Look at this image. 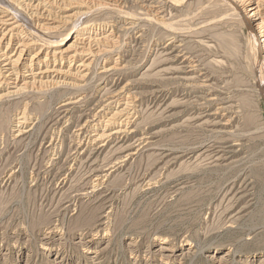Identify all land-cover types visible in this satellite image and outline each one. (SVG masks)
Instances as JSON below:
<instances>
[{
    "label": "rangeland",
    "instance_id": "1",
    "mask_svg": "<svg viewBox=\"0 0 264 264\" xmlns=\"http://www.w3.org/2000/svg\"><path fill=\"white\" fill-rule=\"evenodd\" d=\"M16 1L9 4L21 19L18 32L31 36L36 21L29 19L25 0ZM78 1L49 3L45 9L60 17L87 11L47 35L63 40L64 49L74 42L76 29L92 30L82 36L97 47L82 85L70 86L74 79L62 75L66 82L55 89L43 86L0 98V264H161L163 245L174 249L166 254L184 252L174 264H259L264 258V73L250 52V28L214 1H174L164 24L148 6L168 7L161 0H117L109 8ZM99 37L108 42L96 45L93 39ZM1 62L0 52V93L7 85ZM104 64L112 68L103 71ZM69 65L64 68L75 70ZM192 65L193 75L185 72ZM70 99L76 102L61 106ZM220 106L224 110L209 114ZM107 124L126 133L92 141L94 131ZM143 137L147 145L134 147ZM117 157L124 161L99 202L81 197L67 203L97 183L98 168ZM87 245L93 246L91 253L85 252Z\"/></svg>",
    "mask_w": 264,
    "mask_h": 264
},
{
    "label": "bare ground",
    "instance_id": "2",
    "mask_svg": "<svg viewBox=\"0 0 264 264\" xmlns=\"http://www.w3.org/2000/svg\"><path fill=\"white\" fill-rule=\"evenodd\" d=\"M6 4H4V6H0V46L2 47L0 50L1 52V58H2V82L3 84H7L5 86L6 90L2 91L0 93V98H6V97H14L17 98L18 96H22L23 93L25 92H29V94L37 89V88H43V86L46 87H54L57 88V86L62 85V83L65 84L64 80H60V78L58 76H62V75H69L71 76L74 80H72L71 82H69L70 86H81L82 82L84 80V78L87 75V72H84L86 70V67L88 68V66L91 65V57L92 55L95 53V49L97 47H95V49L93 47H91L93 44H91V42L88 40H84V37H82L83 35L92 32V30L89 29L88 26H85L82 29H76L75 32V39L74 42L69 45L67 48H61V45L64 44V41L61 39L60 40H53L50 39L51 35L49 36L50 38L47 37V35H49V33L54 32L56 29L60 28L61 23H67L68 22H72L73 20H75V17L80 14H84L87 13V11H82V10H78L77 12H73L70 14H67L65 17L61 15H56V13H52L51 10H47L45 9L46 6L51 3V4H60V2L62 0H25L24 4L21 3L20 5H25L26 8L30 7L29 10L30 12L28 13V17L30 20L32 21H36V26L34 31H32L30 34L31 36H25L23 37L19 32H18V28H20V26L22 25L21 23V19L18 18V15L15 14L16 13V8H12L11 7V3L9 4V0L6 1ZM16 1V0H15ZM79 1H86V0H79ZM78 1V2H79ZM93 3H105V5H115L114 3L117 2V0H90ZM88 0V2H90ZM119 1V0H118ZM147 1V0H143ZM155 1V0H153ZM163 1V3L165 5H167L169 7H172L173 4H176V2L183 1L187 4L192 3L191 1L195 2V3H203L204 0H161ZM176 1V2H174ZM190 1V2H188ZM206 1V0H205ZM208 2L210 1H214V6L215 5H220L223 7H228L229 11H233L231 12L232 15H239L241 18V20L244 21V23L247 25V27L250 28V32H251V40H248L250 44V52L253 53L252 56H254V60H255V65L256 66H260L262 68V73H264V38L262 40L259 41L258 37L260 34L264 35V0H207ZM8 2V3H7ZM17 2V1H16ZM70 2V1H69ZM81 2V4L83 3ZM142 2V1H141ZM142 2V3H143ZM152 2V0H151ZM13 3V2H12ZM62 3V2H61ZM65 3V2H64ZM63 3V4H64ZM75 3V2H72ZM154 3V2H153ZM179 3V2H178ZM3 4V3H1ZM8 4V5H7ZM67 4V3H66ZM80 4V3H78ZM80 4V5H81ZM120 4V3H118ZM116 4V5H118ZM163 4V6H164ZM74 5V4H73ZM76 5V3H75ZM103 5V4H102ZM101 5V7H103ZM204 8L207 10H204L205 12H208V5L204 4ZM58 6V5H57ZM89 6V5H88ZM154 9H151L152 12L155 11L154 14H152L153 16H156L157 21L159 22H163L162 24H164V20H166V16L170 15L172 16L171 12H172V8H168L165 6V8L160 9V8H155L157 6H153V5H148ZM159 6V5H158ZM162 6V7H163ZM211 6V5H210ZM68 7V6H67ZM105 7V6H104ZM108 7V6H107ZM112 7V6H110ZM116 7V6H115ZM122 7V6H121ZM18 8V7H17ZM20 8V7H19ZM25 10L27 11L28 9ZM109 8V7H108ZM168 8V10L166 9ZM212 8V7H211ZM214 8V7H213ZM66 9V8H65ZM95 9V8H94ZM111 9V8H110ZM210 9V8H209ZM150 10V9H149ZM213 10V9H211ZM215 10V8H214ZM20 11V10H18ZM55 11V10H54ZM105 11V10H104ZM215 12V11H214ZM218 12V11H217ZM90 13V12H88ZM96 13V12H94ZM103 13V12H101ZM216 13V12H215ZM230 13V12H229ZM230 13V15H231ZM64 14V13H63ZM125 14V13H124ZM217 14V13H216ZM207 15V14H206ZM212 15V14H211ZM226 15V14H225ZM84 16V15H83ZM210 16V15H209ZM208 16V17H209ZM213 16V15H212ZM80 17V16H79ZM223 17V16H221ZM235 17V16H234ZM173 18V17H172ZM83 19V18H82ZM219 19V18H217ZM213 21V20H212ZM237 21V20H236ZM34 23V22H33ZM71 24V23H70ZM35 25V24H33ZM38 25V27H37ZM112 25V24H111ZM24 27V26H23ZM174 28V26H173ZM172 28V29H173ZM16 29V31H15ZM23 29V28H22ZM175 29V28H174ZM185 29V28H183ZM20 30V29H19ZM73 30V29H72ZM168 30L171 31L170 28H168ZM22 31V30H21ZM101 31V30H100ZM174 31V30H173ZM188 31V30H187ZM85 33V34H84ZM54 33H52L53 35ZM68 35V34H67ZM69 37V35H68ZM108 37V36H107ZM250 37V38H251ZM62 38V36L60 37ZM64 38V36H63ZM106 38V37H105ZM249 38V39H250ZM16 41V45H13V42ZM94 43L96 45H99L100 43H107V39H104L102 37L99 38H95L93 39ZM6 43V44H4ZM114 43V42H113ZM224 43V42H223ZM4 46H3V45ZM91 44V45H90ZM37 45V46H36ZM39 45V47H38ZM104 45V44H103ZM117 45V44H116ZM100 46V45H99ZM98 46V51H102L104 50L103 47L100 48ZM37 47L36 51H34L33 53L31 52V50ZM177 47V46H176ZM69 50H72V52H70ZM94 53L91 54L92 51ZM111 50V49H110ZM74 51V53H73ZM109 51V50H108ZM97 52V51H96ZM104 53V52H103ZM96 54V53H95ZM94 54V55H95ZM177 55V54H176ZM97 56V55H96ZM101 56V55H100ZM177 57V56H176ZM78 58H80L79 60H77ZM101 58V57H100ZM251 58V59H252ZM94 59V58H93ZM252 59V60H253ZM77 61L78 64H77ZM90 60V61H89ZM99 60V59H98ZM66 62L70 63L71 65H69L70 67L73 66L75 68V70L68 68L65 69L64 66L66 64ZM96 62V61H95ZM98 64V63H97ZM94 65V64H93ZM115 65V64H114ZM113 65V66H114ZM97 67V66H96ZM115 67V66H114ZM119 67V66H118ZM188 70L185 71L186 73H190V74H194L195 72V66H187ZM112 68L109 67L108 65L104 64L103 65V71H108ZM120 68V67H119ZM124 68V67H123ZM177 68V67H176ZM1 69V68H0ZM115 68H113L114 71ZM179 69V66H178ZM112 72V71H111ZM110 72V73H111ZM104 73V72H103ZM174 73V72H173ZM204 73V72H203ZM102 74V73H100ZM197 75V74H196ZM201 75V74H200ZM206 75V74H205ZM204 75V76H205ZM264 75V74H263ZM1 76V74H0ZM189 78H198L197 76H188ZM183 79V78H182ZM188 79V78H186ZM201 79V78H200ZM190 80V79H189ZM204 80V78H203ZM209 80V79H208ZM207 80V81H208ZM206 81V80H205ZM263 81V80H262ZM264 83V82H263ZM63 84V85H64ZM67 85V84H66ZM206 85V84H205ZM208 85V84H207ZM264 85V84H263ZM59 88V87H58ZM85 88V87H84ZM37 89V90H39ZM61 89V88H60ZM79 89V88H78ZM263 89V88H260ZM72 90V88H71ZM1 91V90H0ZM39 92V91H38ZM42 92V91H41ZM77 92V91H76ZM33 93V92H32ZM114 93V92H113ZM68 94V93H67ZM112 94V93H111ZM117 94V93H116ZM262 94V93H261ZM109 95V94H108ZM130 95V94H129ZM260 95V94H259ZM110 96V95H109ZM204 97V96H203ZM86 98V97H85ZM119 98V97H117ZM8 99V98H7ZM80 99V98H79ZM109 99V98H108ZM1 100V99H0ZM103 100V99H102ZM115 101V100H114ZM133 101V100H132ZM197 101V100H196ZM76 102V100H68L66 102H64L61 106L65 107L68 104H72ZM79 102V101H78ZM84 103V102H83ZM79 104V103H78ZM210 104V103H209ZM114 105V104H113ZM203 105V104H202ZM59 106V107H61ZM225 107H218L217 110L215 112H211L209 114H218L219 113V109H223ZM65 109V108H64ZM63 109V111H64ZM208 109V108H207ZM66 110V109H65ZM68 110V109H67ZM224 110V109H223ZM120 113H125L124 111H126V107L124 106V108H121ZM139 111V110H138ZM207 111V110H205ZM204 111V112H205ZM214 111V110H213ZM221 111V110H220ZM66 112V111H65ZM118 112V111H117ZM117 112H115L112 116H110L108 118L107 122H110L113 118H115V116H117ZM1 113V112H0ZM200 113V112H199ZM24 115V114H23ZM119 115V113H118ZM204 115V114H203ZM105 116V115H104ZM200 116V115H198ZM197 117V116H196ZM200 118V117H199ZM203 117H201L200 119H202ZM207 119V118H205ZM204 119V122H206V120ZM61 120V119H60ZM211 120V119H209ZM19 122V121H18ZM23 122V121H22ZM197 122V121H196ZM200 122V123H201ZM208 122V121H207ZM206 122V123H207ZM211 122V121H210ZM215 122V121H214ZM213 123V122H212ZM111 124V123H110ZM209 124V123H208ZM221 124H228V123H221ZM20 125V124H19ZM88 125V124H87ZM105 125V124H104ZM193 125V124H192ZM216 125V124H214ZM220 125V124H219ZM18 126V125H17ZM85 126V125H84ZM218 126V125H217ZM129 127V126H128ZM224 127V126H223ZM226 127V126H225ZM213 128V127H212ZM215 128V127H214ZM18 129V128H17ZM25 129V128H24ZM221 129V128H220ZM219 129V130H220ZM19 130V129H18ZM126 128H122V126H116V127H111L110 125H106L105 128L99 130V131H94L95 133L91 136V140L92 141H97V142H102V141H108V139H110L112 136L117 134H120L121 132H125ZM128 130V129H127ZM217 130V129H216ZM223 130V129H222ZM23 130H19V132H22ZM25 131V130H24ZM23 131V132H24ZM88 131V130H87ZM130 131V130H128ZM225 131V130H223ZM90 132V131H89ZM211 132V131H210ZM217 132V131H216ZM220 132V131H218ZM217 132V133H218ZM231 132V131H230ZM126 133V132H125ZM124 133V134H125ZM128 133V132H127ZM216 133V134H217ZM221 133V132H220ZM23 134V133H22ZM88 134V133H87ZM19 135V133H18ZM215 135V134H213ZM83 136V135H82ZM127 137V136H126ZM86 138V137H85ZM139 143L136 145H133L134 147L136 146H140L142 145V147H144L145 145V141H144V137L139 139ZM52 143V142H51ZM134 143V142H133ZM151 144V143H150ZM88 145V144H87ZM104 145V144H102ZM101 145V146H102ZM147 145V144H146ZM145 145V146H146ZM100 146V145H99ZM100 146V147H101ZM95 147V146H94ZM121 147V146H120ZM127 147V145H126ZM131 147V146H130ZM160 147V146H159ZM164 147V146H163ZM168 147V146H167ZM79 148V147H78ZM77 148V149H78ZM96 148V147H95ZM128 148V147H127ZM132 148V147H131ZM171 148V147H170ZM94 149V148H93ZM98 149V148H97ZM119 149V148H118ZM122 149V148H121ZM140 149V148H138ZM92 151V150H91ZM121 151V150H119ZM216 151V150H215ZM74 152V151H73ZM213 152V151H212ZM217 152V151H216ZM137 153V148L135 149V151L133 152H129L126 155L125 159L127 160L128 158H131L132 156H134ZM163 153V152H162ZM223 153V152H222ZM115 154V153H114ZM113 154V155H114ZM209 154V153H208ZM211 154V153H210ZM216 154V153H215ZM220 154V153H219ZM159 155V154H158ZM213 155V154H211ZM217 155V154H216ZM224 155V154H222ZM79 156V155H78ZM227 156V155H226ZM119 157V156H118ZM118 157L115 161H112V163H106L107 165H104L105 167H103V169H99L98 171V180L97 183H94L92 186H90L89 188H84L79 191H77L75 193V196L73 195V197L69 198L67 201V203H70L69 205H71L72 201L74 202V200L80 199L81 197H88V199H92L91 201L93 202H99V199H101L103 197V194L108 190H103V188L106 189V187H108V182H109V178H111V176L114 174L115 169L118 168V165H120V162L124 161V159H120L118 160ZM123 157V156H121ZM120 157V158H121ZM214 157V156H213ZM212 157V158H213ZM216 157V156H215ZM89 158V157H88ZM96 158V157H95ZM104 158V157H103ZM112 158V157H111ZM114 158V157H113ZM207 158V157H206ZM53 159V158H52ZM211 159V156L210 158ZM227 160V158H225ZM85 160V159H84ZM108 160V159H107ZM111 160V159H110ZM214 160H216L214 158ZM217 160H219L217 158ZM223 161V160H222ZM82 162V161H81ZM96 162V161H95ZM212 162V161H211ZM214 162V161H213ZM233 162V161H232ZM74 163V162H73ZM84 163V162H83ZM103 163V162H102ZM231 163V162H230ZM233 164V163H232ZM97 166V165H96ZM232 166V165H231ZM35 167V166H34ZM152 167V166H151ZM40 170V169H39ZM94 170V169H93ZM26 173V172H25ZM163 173V172H162ZM255 173V172H254ZM97 175V174H96ZM258 175V174H257ZM245 178V177H244ZM96 179V178H95ZM158 179V178H157ZM92 180V179H91ZM245 180V179H244ZM94 181V180H93ZM107 181V184H106ZM246 181V180H245ZM244 181V182H245ZM92 182V181H91ZM249 183V182H248ZM248 183L246 185H248ZM90 184V183H89ZM92 184V183H91ZM90 184V185H91ZM242 185V184H240ZM88 186V185H86ZM85 186V187H86ZM229 187V186H228ZM241 187V186H240ZM92 188V190L90 189ZM109 188V187H108ZM233 188V187H232ZM245 188V187H244ZM228 189V188H227ZM242 189V188H240ZM78 190V189H77ZM229 190V189H228ZM244 190V189H242ZM230 191V190H229ZM233 191V190H232ZM241 191V190H239ZM73 193V194H74ZM242 193V192H241ZM246 193V192H245ZM245 193H243V195H245ZM227 194V193H226ZM238 193H236L237 195ZM72 195V194H71ZM229 195V194H228ZM243 195L238 196L239 198H242ZM102 196V197H100ZM227 196V195H226ZM69 197V196H68ZM233 197V195H232ZM235 197V196H234ZM226 198V197H225ZM82 199V198H81ZM104 199V198H103ZM102 199V200H103ZM232 199V198H231ZM235 199V198H234ZM64 200V199H63ZM230 200V199H229ZM65 201V200H64ZM78 201V200H77ZM85 201V200H84ZM234 201V200H233ZM76 202V201H75ZM87 202V201H86ZM65 203V202H64ZM227 203V202H226ZM68 205V204H66ZM230 206H232V204H229ZM234 206V205H233ZM66 207V206H65ZM69 207V206H68ZM233 208V207H232ZM230 209V208H229ZM68 210V209H67ZM79 214V213H78ZM230 216V215H229ZM231 217V216H230ZM234 217V216H233ZM232 217V218H233ZM59 219V218H58ZM85 219V218H84ZM234 219V218H233ZM83 220V219H82ZM102 220L100 219L98 220L97 225L100 226L102 224ZM232 220V219H231ZM55 221V220H54ZM84 221V220H83ZM87 221V220H85ZM229 221V220H228ZM233 221V220H232ZM234 221H236V219H234ZM233 221V223H234ZM95 223V222H94ZM93 223V224H94ZM229 223V222H228ZM52 224V223H51ZM232 224V223H231ZM50 227V225H49ZM55 227V226H54ZM227 227V226H226ZM41 228V227H40ZM53 228V227H52ZM51 229V228H50ZM49 229V230H50ZM54 229V228H53ZM57 229V228H56ZM65 231V230H64ZM28 232V231H27ZM53 232V231H52ZM98 232V231H97ZM61 234V233H60ZM49 235V232H48ZM104 235V234H103ZM44 238V237H43ZM63 238V237H62ZM95 238V237H94ZM93 238V239H94ZM47 239V238H46ZM67 239V238H66ZM81 239H83V237H81ZM92 239V238H91ZM89 240V239H88ZM27 241V240H26ZM81 241V240H80ZM87 241V240H86ZM167 241V240H166ZM165 241V242H166ZM89 242H91V240H89ZM94 242V241H93ZM44 244V243H43ZM47 244V243H46ZM84 244V243H83ZM89 244V243H87ZM40 245V244H39ZM81 246V245H80ZM83 247V245H82ZM108 247V246H107ZM85 252L86 253H91L93 251V246L91 247V245H87L85 247ZM93 248V249H92ZM105 248V247H104ZM103 248V249H104ZM97 250V249H96ZM133 250V249H132ZM166 250H171L172 252L174 251V249H171L169 246L163 245L160 247L158 254L161 255V264H174L177 260V256H183L184 252H181L179 254H172V253H168L166 254L163 251ZM61 252V251H60ZM99 252V250H98ZM134 253V252H133ZM99 254V253H98ZM140 254V253H139ZM176 255V256H175ZM186 255V254H185ZM184 257V256H183ZM182 257V258H183ZM99 258V257H98ZM221 259V258H220ZM181 260V259H180ZM192 260V259H191ZM222 261V260H221ZM181 262V261H180ZM182 264V263H181ZM259 264H264V258L260 261Z\"/></svg>",
    "mask_w": 264,
    "mask_h": 264
}]
</instances>
